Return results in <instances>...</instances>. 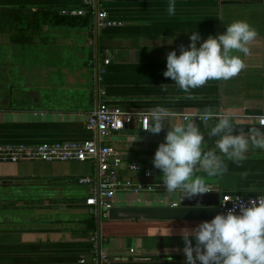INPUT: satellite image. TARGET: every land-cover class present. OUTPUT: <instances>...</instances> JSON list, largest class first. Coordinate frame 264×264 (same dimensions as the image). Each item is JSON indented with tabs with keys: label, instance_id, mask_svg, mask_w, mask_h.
Listing matches in <instances>:
<instances>
[{
	"label": "crops",
	"instance_id": "crops-1",
	"mask_svg": "<svg viewBox=\"0 0 264 264\" xmlns=\"http://www.w3.org/2000/svg\"><path fill=\"white\" fill-rule=\"evenodd\" d=\"M58 7L53 0H0V9L8 10L45 12ZM105 7L121 26L97 30L94 18L89 24H45L29 45L14 43L8 32H0V144L99 139L86 122L101 101L149 116L162 106L178 119L209 108L234 114V124L258 125L264 116V0H177L173 16L167 13L168 0H105ZM234 20H247L258 31L249 45L251 54L244 57L246 67L237 76L211 80L189 96L163 75L168 52L179 55L180 45L190 44L192 30L207 39L224 33ZM106 56L111 63L97 81V66ZM215 123L213 119L208 125ZM200 125L213 147L217 137L209 136L208 125ZM168 127L153 134L136 122L101 137L123 158L120 178L155 187L152 193H119L115 209L185 202L179 191L159 187L162 173L152 163ZM225 162L228 171L209 180L210 193L219 198L264 195V150L250 149L245 160ZM133 164L141 170H131ZM97 174L91 162H0V264H98L91 242L96 234L111 264H184L180 230L204 220L100 218L86 205L90 189L78 183ZM211 209L213 218L222 212L218 206ZM131 249L146 260L133 261Z\"/></svg>",
	"mask_w": 264,
	"mask_h": 264
},
{
	"label": "clouds",
	"instance_id": "clouds-1",
	"mask_svg": "<svg viewBox=\"0 0 264 264\" xmlns=\"http://www.w3.org/2000/svg\"><path fill=\"white\" fill-rule=\"evenodd\" d=\"M176 4L177 0H168V15H175ZM257 36L258 31L247 20H234L224 33L207 39L194 29L190 44L180 45L179 55L176 50L168 52L163 75L189 96L193 89L211 80L232 79L246 67L244 57L251 54L249 45ZM165 85L162 90H166ZM197 118L203 126L210 119L216 121L206 130L209 136L217 137L213 147L208 146ZM150 119V126L144 129L153 134L169 125L164 142L154 154L153 166L161 171L165 190L179 191L183 198L213 192L209 180L228 171L226 160L243 161L250 149L264 150V116L259 117L260 127L239 133L233 130L234 114L213 113L209 108L178 119L168 109L157 106L151 110ZM201 170L205 175H197ZM232 201L234 205L226 213L180 230L184 264H264V195L247 203L240 197Z\"/></svg>",
	"mask_w": 264,
	"mask_h": 264
},
{
	"label": "built area",
	"instance_id": "built-area-1",
	"mask_svg": "<svg viewBox=\"0 0 264 264\" xmlns=\"http://www.w3.org/2000/svg\"><path fill=\"white\" fill-rule=\"evenodd\" d=\"M60 4L61 14L71 18H85L92 16L96 20L98 30L121 26L122 21L111 16L105 7V0H53ZM103 60V65L99 67L98 81L106 74L107 68L111 63L109 56ZM197 114L189 115L196 116ZM213 119H210L211 122ZM150 116L145 113H136L123 110L120 107L113 106L106 101H101L98 107L93 111L86 122L88 131L96 133L99 139H93L83 143H64V144H39L29 145H2L0 144V162L19 163V162H91L97 166V177H83L78 179L80 185L90 189L86 205L91 208L93 214L100 218H108L109 212L115 208L116 197L119 193L142 192L152 193L155 189L153 185L125 180L120 178L119 170L123 165L121 154L111 146L102 143L101 137L112 132H122L127 130L136 122L140 124L143 132H148L144 128L150 126ZM198 124H202L197 118ZM208 122V123H209ZM261 125L260 120H257ZM133 171H140L137 165H131ZM145 176L150 178V172L145 171ZM159 187L164 191V185L161 182ZM167 192V191H166ZM210 193V192H209ZM239 196L223 195L219 199L218 207L222 212H227L234 205V199ZM243 203L250 199L258 197H240ZM237 201L235 203H239ZM101 237L96 234L92 237L94 251L97 254L95 263L111 264V258L105 252L100 250ZM129 255L133 261H145L144 255L131 249ZM85 263V261H81Z\"/></svg>",
	"mask_w": 264,
	"mask_h": 264
},
{
	"label": "water",
	"instance_id": "water-1",
	"mask_svg": "<svg viewBox=\"0 0 264 264\" xmlns=\"http://www.w3.org/2000/svg\"><path fill=\"white\" fill-rule=\"evenodd\" d=\"M130 1H146V0H130ZM96 29L98 30L97 25H96ZM98 71L99 69L97 66V81H98ZM98 90L99 87L97 88V92ZM260 126L261 125L235 124L233 130L234 132L239 133V131L241 130L247 131L252 127H260ZM219 199L220 198L218 194L207 193V194H203L202 196L198 195L193 198L186 197L184 203H180V202L175 203L173 204V207L126 208L122 210H117L114 208L109 212V218L111 220H148V221L211 220L213 218V211L211 207L218 206Z\"/></svg>",
	"mask_w": 264,
	"mask_h": 264
},
{
	"label": "trees",
	"instance_id": "trees-1",
	"mask_svg": "<svg viewBox=\"0 0 264 264\" xmlns=\"http://www.w3.org/2000/svg\"><path fill=\"white\" fill-rule=\"evenodd\" d=\"M61 9V7H58L45 12L41 10L0 9V32H8L14 43L29 45L35 42L36 34L40 31L42 25L51 23L65 25L69 22L89 24L93 20L91 15L84 19L65 17L61 14Z\"/></svg>",
	"mask_w": 264,
	"mask_h": 264
}]
</instances>
